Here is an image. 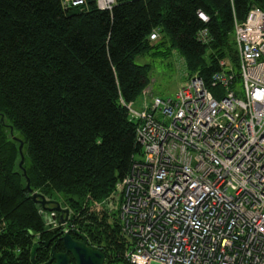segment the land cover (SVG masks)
<instances>
[{
	"label": "trees",
	"instance_id": "16d2710c",
	"mask_svg": "<svg viewBox=\"0 0 264 264\" xmlns=\"http://www.w3.org/2000/svg\"><path fill=\"white\" fill-rule=\"evenodd\" d=\"M252 7L264 12V0H128L111 10L90 0L85 11L0 0V264H43L52 246L64 251L59 214V226L46 224L52 205L42 208L29 189L69 212L66 226L104 252L103 264H129L116 186L142 153L125 104H139L151 71L134 59L178 52L186 79L200 77L215 94L213 74L231 69L239 80L233 24Z\"/></svg>",
	"mask_w": 264,
	"mask_h": 264
},
{
	"label": "built area",
	"instance_id": "2783aa9c",
	"mask_svg": "<svg viewBox=\"0 0 264 264\" xmlns=\"http://www.w3.org/2000/svg\"><path fill=\"white\" fill-rule=\"evenodd\" d=\"M58 1L85 11L90 0ZM91 1L111 10L128 0ZM246 15L233 24L238 81L231 69L213 74V94L188 77L173 98L146 88L125 104L142 153L116 186L129 264H264V12ZM197 38L209 43L207 29ZM50 213L46 224L59 226Z\"/></svg>",
	"mask_w": 264,
	"mask_h": 264
},
{
	"label": "water",
	"instance_id": "95a60500",
	"mask_svg": "<svg viewBox=\"0 0 264 264\" xmlns=\"http://www.w3.org/2000/svg\"><path fill=\"white\" fill-rule=\"evenodd\" d=\"M3 120V117H1V121ZM10 133L12 134V128L10 129ZM13 139L19 143L18 150H19V156H20V162L18 164V167L20 170H22L23 176L25 180H27L26 188L30 187V181L27 178L26 170L23 168L24 164V156H23V147L22 142L17 139L16 137H13ZM29 191L32 194L33 200L40 203L42 208H46V205H52L48 212H56L59 214L58 221L62 225V229L65 227L66 223V217L68 215V211L66 209L60 208V205L58 202L55 201H46L44 197L40 194L34 193L32 190L29 189ZM64 214H66L64 216ZM61 236L58 238L57 242H60L61 245H63L64 251L63 253H58L55 251V246H52L50 251V259L43 264H70V257L72 258L74 264H103L106 255L104 252L99 248H94L87 244L86 237L78 234L75 229L69 230L66 233H59ZM74 237H77L78 240H75ZM31 259L32 262L35 261L34 255L35 252L39 248V243L35 242L31 246Z\"/></svg>",
	"mask_w": 264,
	"mask_h": 264
},
{
	"label": "rangeland",
	"instance_id": "374dc122",
	"mask_svg": "<svg viewBox=\"0 0 264 264\" xmlns=\"http://www.w3.org/2000/svg\"><path fill=\"white\" fill-rule=\"evenodd\" d=\"M137 65L151 66L148 90L152 95L162 98H173L177 89L187 79L184 64L178 52H172L165 57L144 54L134 59Z\"/></svg>",
	"mask_w": 264,
	"mask_h": 264
},
{
	"label": "flooded vegetation",
	"instance_id": "af4514ba",
	"mask_svg": "<svg viewBox=\"0 0 264 264\" xmlns=\"http://www.w3.org/2000/svg\"><path fill=\"white\" fill-rule=\"evenodd\" d=\"M75 240H78V238H76Z\"/></svg>",
	"mask_w": 264,
	"mask_h": 264
}]
</instances>
